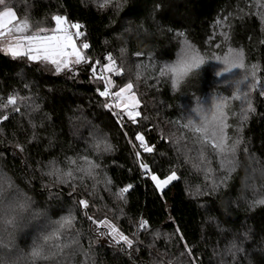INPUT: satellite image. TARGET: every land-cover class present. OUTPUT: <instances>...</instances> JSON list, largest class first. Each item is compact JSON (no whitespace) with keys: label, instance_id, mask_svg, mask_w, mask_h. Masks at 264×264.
Wrapping results in <instances>:
<instances>
[{"label":"trees","instance_id":"16d2710c","mask_svg":"<svg viewBox=\"0 0 264 264\" xmlns=\"http://www.w3.org/2000/svg\"><path fill=\"white\" fill-rule=\"evenodd\" d=\"M257 1L120 0L102 7L88 0H11L18 16H27L33 27L54 26L55 14L81 24L92 59L111 53L124 69L117 82H134L142 115L136 124L127 117L117 123L105 107L110 101L97 92L102 84L93 80L88 65L75 66L78 74L73 77L0 52V97L27 98L18 113L9 108V119L0 124V175L6 178V195L18 193L30 200L25 216L32 217L21 221L24 226L13 235L5 234V241H12L11 251L0 252L16 264H29L33 243L42 242L39 238L71 213L74 224L63 230L62 239L75 237L78 243L66 248L62 257L38 264H158L153 259L156 251L178 258L189 249L196 264H264V205L252 203L258 188L264 190V95L257 94L253 114L244 123L237 168L223 190L214 188V181L209 185L212 178L196 175L192 162L190 166L173 145L180 138L177 133L183 132L176 121L183 116L184 104L225 89H217L209 66L189 75L176 91L170 80L158 82L156 74L165 62L175 61L184 39L176 33L183 32L202 53L217 54L226 45L242 49L246 61L259 66L264 84V22L257 14ZM221 31L228 34L227 42ZM138 64H155L154 79L144 68L137 80ZM138 132L155 146L152 153L139 148L134 139ZM97 143L100 150L94 147ZM104 143L110 145L109 151L103 150ZM136 152L141 153L139 158ZM85 156L100 164L94 177H84L83 182L65 177L67 182L62 183L49 174L53 167L65 171L75 167L70 158L86 166ZM140 161L161 178L175 169L180 179L161 192L150 175L143 174ZM128 184L133 187L121 200L115 193ZM194 186L203 189V200L190 196ZM79 199H87L89 209L84 210ZM86 211L97 219L99 212L112 217L128 236L138 230L147 243L155 231L167 233L172 241L152 243L154 252L139 244L137 251L121 250L108 240L100 241L102 229L87 219ZM141 220L148 222L144 229L138 227ZM52 245L49 241L48 247Z\"/></svg>","mask_w":264,"mask_h":264},{"label":"snow or ice","instance_id":"6c2138e0","mask_svg":"<svg viewBox=\"0 0 264 264\" xmlns=\"http://www.w3.org/2000/svg\"><path fill=\"white\" fill-rule=\"evenodd\" d=\"M103 6V5H101ZM264 7V5H258ZM261 20L264 21V11L257 13ZM54 26H44L37 24L32 26L27 16L21 18L14 10L11 0H0V52L13 59L25 58L27 61L34 64H47L52 66L56 74L67 71L73 77L78 74V69L75 66L88 65L93 80L101 82L102 87L97 89L100 97L110 101L105 104V107L117 118V123L123 124L124 118L132 121L133 124L138 123V117L142 113L139 110L141 101L137 92L136 85L132 80L123 83L117 82L116 77L122 76L124 69L122 65H118L116 59L111 53L106 54L102 59L93 60L89 49L91 45L82 39L84 32L81 31L82 25L75 22H70L68 17L63 14H55L51 17ZM177 36L184 37L181 41V48L176 53V59L173 62H165L159 69L160 77H168L171 86L174 90H178L181 83L194 71L202 68L205 63L211 62L215 66L213 74L218 81L219 86L228 88L232 95L225 96L222 94L209 95L207 98L198 97L188 113L184 117V122L180 127L190 131L195 139V144L199 147L195 148L197 157L202 162L205 158V151L211 148L213 152L220 157L221 167L227 169L229 175L236 167V152L240 138H237L232 143H229L230 137L226 129L229 127L227 123L226 106L229 100H238L241 102V112L245 109L248 111L254 110L249 97V90L260 88V94L264 95V84L257 77L258 66L251 65V77L249 70L246 69L244 52L242 49H233L229 47L226 52L221 54L212 53L209 57L208 53H202L195 45H193L183 32H177ZM227 34L225 39L227 40ZM217 48L220 45H216ZM123 52L124 50L121 49ZM138 56L142 55L137 53ZM147 67L143 64H138L136 79H141L143 69ZM27 98H18L16 94L0 97V124L9 119L11 108L14 112H19V104L23 103ZM115 110V111H114ZM242 118H246L243 117ZM135 141H138L139 148L144 152L152 153L155 150L154 145H150L143 133H136ZM187 140L185 133L177 139ZM130 143L132 141L130 140ZM97 150H100L101 145H94ZM183 147H187L185 144ZM23 151V149H20ZM104 151L110 150V145L104 143ZM136 157L139 158L141 153L136 152ZM86 166L77 165L75 159L70 158V164L75 167H70L68 170L56 169L53 167L50 175H54L62 183L67 181L65 177L77 179L83 182L84 177H94L95 169L100 168V164L88 157L82 158ZM140 169L144 175H150L156 189L163 192L164 188L170 185L173 181L180 179L175 169H172L167 175L161 178L154 173L147 164L143 161L139 163ZM75 172L82 175L76 177ZM228 177L225 176L226 180ZM6 178L0 175V249L11 251L12 241H5V234L11 236L18 227L24 225L21 221L27 222L31 217L25 216L30 208V200L26 197H20L18 193L8 192L5 194ZM111 181H109L110 183ZM9 187L11 185L9 184ZM133 185L121 187L116 195L123 200ZM77 203L87 210L90 207V202L87 199H79ZM257 204L264 205V198L257 199ZM87 219L91 221L96 228H104L105 232H100L98 235H107L116 243L123 242L128 248H131L133 241L123 233L115 223L108 220L106 217L97 219L85 212ZM75 217L69 213L68 216L62 217L56 222L58 227L51 233H45L39 239L42 242H34L30 253L28 254L29 264H38L39 261L55 260L62 257L66 248L72 247L78 243L75 237L69 241H63V230L71 228L74 224ZM148 226L146 220H141L138 227L144 229ZM49 241L53 242L52 247H48ZM189 255H192L189 249ZM0 264H16L6 258L4 252H0Z\"/></svg>","mask_w":264,"mask_h":264},{"label":"rangeland","instance_id":"374dc122","mask_svg":"<svg viewBox=\"0 0 264 264\" xmlns=\"http://www.w3.org/2000/svg\"><path fill=\"white\" fill-rule=\"evenodd\" d=\"M88 1H93L96 5H98V6L103 5L102 7H105L107 5H110V4H113V3H117L120 0H88ZM258 5H264V0H258L257 1V7H258ZM258 8H259V11H264V7H258ZM257 18H259V17H257ZM259 19L261 20V18H259ZM221 34L223 36V39L227 42L229 39L228 38H227V40L225 39V34H227L226 31H221ZM227 37H228V34H227ZM229 47H231L233 49H239V48H235V47L230 46V45H226V48L223 51L226 52ZM217 54H221V52L217 53ZM209 57H211V54L209 55ZM244 60H245L246 69L249 70V76L251 77V65L252 64H256V63L247 62L246 59H245V54H244ZM146 66H147V67H145L146 72L149 73V71H150V73H152L150 75V77H151V79H154V74L153 73L155 72V67H156L155 64H152V65L149 64V65H146ZM207 66H209V68H210V71H211V73L213 75V78H214L215 85L217 87L218 81L216 80V78L214 77V74H213V69L212 68L215 66L213 63H211V62L205 63V65H203L201 69H199L197 71H194L192 73L199 72V71H201L203 69H206ZM258 69H259V66H258ZM156 74L158 76L157 77L158 82L161 79L170 80L168 77H160L158 72ZM257 77L260 78L259 70L257 71ZM260 80H261V78H260ZM221 88L225 89V90H223L222 92H215V93H212V94H208V96L209 95H216L218 93L222 94V95H225V96H231L232 95L231 91L228 88L224 87V86H219L217 89H221ZM257 94H260V88L259 87H257L255 90H249V97H250V101H251L252 107H253V103H254V101L256 99ZM194 103L192 105H190L189 102L184 104L183 116H181L182 118H181L180 121H178V120L176 121L177 122L176 123L177 127H180V124H182L184 122L185 115L188 113L190 107H192L194 105ZM226 112H227V123L229 125V127L226 129V131H227L228 136L230 137L228 142L232 143L239 136L241 137L244 123H245V121H247V120H249L251 118V115L253 114V110L252 111H248L247 109H245L244 112L242 113L241 112V102L238 101V100H229V102H228V104L226 106ZM242 116L246 117V118H242ZM183 132L186 134L188 139L187 140L181 139L179 144L177 143V145H173V148L174 149H178V150L180 149L179 153L180 154H185V160L188 162V164L190 166H191V162H192V167H193L192 170H193V172L196 175H199L201 178H204V179L212 178L211 179L212 181L209 182L210 186H212V183L214 181L215 182L214 188H217V187L219 188L220 187V189L223 188V190H225L226 186H224V185H227V182L228 183L230 182V179L232 178L233 174L235 173L237 167H235V170L229 175L227 169H224V168L221 167L220 157L218 155H216L211 148H207L206 149L205 158H204V160L202 162L200 159L196 158L197 157V152L195 151V148L199 147V145L195 144V139H194L192 133L190 131L186 132V130H184V129H183ZM177 135L179 137H181V134L177 133ZM185 144L187 145L186 148L183 147ZM236 157H237V152H236ZM102 174H103V172H100L99 176H102ZM225 176L228 177L226 180L224 179ZM258 190H257L258 191V196H256V198H254L253 201H252V203L256 207L257 206H261V204H257V203H255V201L257 199L264 198V190L262 188L261 189L258 188ZM202 191H203L202 188H198V187H195V186L193 187V189L189 188V193H191L190 196L192 198H194L195 200H200V199L203 200L204 199L203 197H205L206 195L203 196V197H200L202 195ZM202 205H203V203H202ZM97 216H100L99 219H103V218L106 217L108 220L113 222V218L112 217H110V216H108V215H106V214H104L102 212H99ZM113 223H115V222H113ZM118 228L120 229V227H118ZM100 229H102V231H100V232H105L106 231V229H104V228H100ZM143 234H145V233H143ZM98 236H101V235H98ZM140 236L141 235L138 232V230L134 231L131 235L128 236L133 241V245H132L131 248H128L126 245L123 244V242H121L119 244L116 243L115 241L112 240V238L110 236H107V235H103V237L100 238V241H107L108 240L109 243L112 244L113 246H115L116 248L120 247L121 250L126 249L128 251H130V250L131 251H137L136 245L139 244L140 246H144V247H147L148 249H151L152 252H154L153 249L155 248V245L152 244V243L157 242L159 240L160 241L161 240H165L167 242H171L172 241V237L170 235H167V233H165V232L163 233L162 231H155L154 233H151V235L149 236L150 241L147 240L148 243L146 242L145 238L143 239ZM224 248L225 249H224L223 252H225L227 254L225 256H228V254H230V253L226 251V247H224ZM188 254L189 253H187L186 256L182 254V257L176 258L174 256H171V255H168V254H161V253L156 251L153 254L154 255L153 259H155V261H158V264H189V262H190V260L192 258L193 264H196L194 262V260H193L192 255H188ZM183 258H186V259H183ZM215 258L218 259L219 258L218 255H216ZM226 258L227 257H225L223 259H226ZM186 260H188L189 262L186 261Z\"/></svg>","mask_w":264,"mask_h":264}]
</instances>
